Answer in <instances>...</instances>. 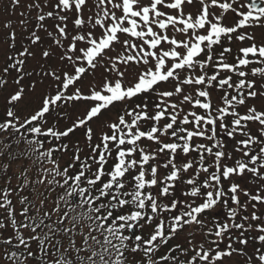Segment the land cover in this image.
Wrapping results in <instances>:
<instances>
[{
  "label": "snow or ice",
  "instance_id": "obj_1",
  "mask_svg": "<svg viewBox=\"0 0 264 264\" xmlns=\"http://www.w3.org/2000/svg\"><path fill=\"white\" fill-rule=\"evenodd\" d=\"M0 5V264H264V0Z\"/></svg>",
  "mask_w": 264,
  "mask_h": 264
},
{
  "label": "rangeland",
  "instance_id": "obj_2",
  "mask_svg": "<svg viewBox=\"0 0 264 264\" xmlns=\"http://www.w3.org/2000/svg\"><path fill=\"white\" fill-rule=\"evenodd\" d=\"M2 2H3V3H6V2H7V0H2ZM0 6H2V5H0Z\"/></svg>",
  "mask_w": 264,
  "mask_h": 264
}]
</instances>
